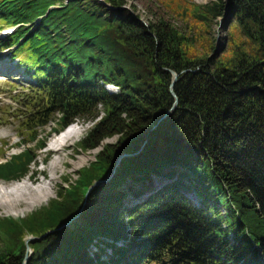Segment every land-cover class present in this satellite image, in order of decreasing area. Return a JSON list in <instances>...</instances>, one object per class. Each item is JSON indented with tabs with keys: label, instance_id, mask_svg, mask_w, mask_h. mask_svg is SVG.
<instances>
[{
	"label": "trees",
	"instance_id": "1",
	"mask_svg": "<svg viewBox=\"0 0 264 264\" xmlns=\"http://www.w3.org/2000/svg\"><path fill=\"white\" fill-rule=\"evenodd\" d=\"M135 1L0 0L18 26L0 53L35 79L0 180L33 173L55 115L54 132L92 122L78 149L101 148L47 206L0 219V264H23L29 236L26 264H264V0L195 6L197 32L144 23ZM226 13L230 44L208 55Z\"/></svg>",
	"mask_w": 264,
	"mask_h": 264
},
{
	"label": "rangeland",
	"instance_id": "2",
	"mask_svg": "<svg viewBox=\"0 0 264 264\" xmlns=\"http://www.w3.org/2000/svg\"><path fill=\"white\" fill-rule=\"evenodd\" d=\"M213 1L215 0H137L129 3L126 8L133 9L144 23L152 22L157 18H163L182 29L192 27L197 32L201 30V26L198 19L193 15L195 6L207 5ZM227 14L224 17H218L214 21L211 25V35H206V31H204L205 42L197 44V48L201 49L203 45H206V41L209 43L210 40H213L215 49L213 52L208 51V55L213 53V55L220 54L224 50H227V46L230 44L227 35ZM9 27L11 26H3L0 23V30H5ZM34 83L35 79L25 73V70L19 65L18 59L12 60V57L7 52L0 53V162H3L5 157L9 158L20 150L17 143L20 142L21 137L17 136V134L20 132V125L23 121L17 118L21 114V111L15 109L19 107V104L24 103L22 100L30 94L27 89ZM109 89L111 92H115L112 87ZM8 107H13V109ZM59 118L60 115H55L53 122H50L46 128L38 131L37 140H42L43 142L40 149H37L36 146L34 147L35 144L30 145L35 155V165L31 168V171L36 172L33 177L34 181L31 180L32 178L29 179V174L17 183L16 181L5 182L0 180V191L4 194L8 192L6 195H0V219L8 217L15 220L24 219L31 213L47 206L49 201L55 198L56 190L64 183L63 179L70 178L75 181L79 171L93 162L99 154L101 148L87 153H83L78 149V143L93 125L92 122L81 119L74 121L77 125L71 127L72 131L79 132L76 135V137L80 135L78 142L74 144L75 137L67 144V147H63L62 152L48 150L51 141H54L59 136L51 132V129L59 128L57 123ZM27 139L26 137L24 138V140ZM116 140L117 138H113L105 141L104 144H112ZM7 146L12 147V149L8 148L7 150ZM42 171L43 173H41ZM22 182L25 184L26 189H21L16 193L18 195L15 197V194L11 195V192L8 190L9 187ZM102 183L103 181H100L97 186ZM41 190L43 194H41ZM34 191H38L40 194L36 192L37 194L32 195L31 193ZM4 201L14 204H11L14 207L13 212H9L2 207L5 203ZM219 209L221 212H224L221 207Z\"/></svg>",
	"mask_w": 264,
	"mask_h": 264
},
{
	"label": "bare ground",
	"instance_id": "3",
	"mask_svg": "<svg viewBox=\"0 0 264 264\" xmlns=\"http://www.w3.org/2000/svg\"><path fill=\"white\" fill-rule=\"evenodd\" d=\"M79 134V132H77V131H75V130H73L72 131V129H68V130H66L65 132L64 131H62L60 134H57V135H59L54 141H51V143H50V145L48 146V150H53V151H55V152H57V151H59V152H62V150H63V147H67V144L70 142V141H72L75 137H76V135H78ZM77 138V137H76ZM18 181H16V183H17ZM21 185V186H20ZM26 189L25 188V184H23V182L22 183H20V184H17V185H11V187H9V191L11 192L10 194L11 195H14V197L15 196H17L18 194H16L17 192H19L21 189ZM1 189V188H0ZM39 193L38 191H34L33 193H31L32 195H35V194H37V193ZM41 192V194H43L42 193V190L40 191ZM6 193L8 194V192H5V194L2 192V191H0V195H6ZM21 193V192H20ZM25 193V192H24ZM40 194V193H39ZM14 200V199H13ZM5 203L2 205V207L5 209V210H7V211H9V212H13L14 211V207H13V203H11V202H9V201H4ZM11 204H13V205H11Z\"/></svg>",
	"mask_w": 264,
	"mask_h": 264
},
{
	"label": "water",
	"instance_id": "4",
	"mask_svg": "<svg viewBox=\"0 0 264 264\" xmlns=\"http://www.w3.org/2000/svg\"><path fill=\"white\" fill-rule=\"evenodd\" d=\"M227 15H228V14H227ZM227 18H228V16H226V19H227ZM171 74H172V81H171V84H170V93H171V95H172L173 98H174V104H173L172 108L169 110V112L165 115V117L168 116L169 113H171V112L175 109V107H176V105H177V98H176V96H175V94H174V92H173V86H174V84H175V82H176V80H177V74L174 73V72H171ZM121 157H123V156H121ZM99 182H100V181H99ZM99 182L94 183V184L89 188L88 192L86 193L85 198L88 197V195H89V193L91 192V190H92L94 187H96L97 184H99ZM101 182H102V181H101ZM103 182H104V181H103ZM106 182H107V181H106ZM36 239H37V238H32V237H30V238H27V239L25 240L26 254H25V258H24V263H23V264H26L27 261H28V259H29V252H30V249H29L28 243L31 242V241H34V240H36Z\"/></svg>",
	"mask_w": 264,
	"mask_h": 264
}]
</instances>
